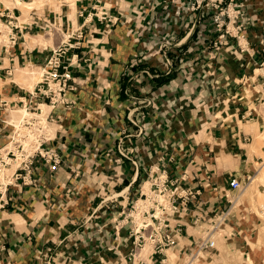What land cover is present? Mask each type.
Masks as SVG:
<instances>
[{"label": "crops", "instance_id": "1", "mask_svg": "<svg viewBox=\"0 0 264 264\" xmlns=\"http://www.w3.org/2000/svg\"><path fill=\"white\" fill-rule=\"evenodd\" d=\"M234 1L250 18L243 52L232 38L216 49L217 34L199 12L175 20L174 0H75L64 10L0 0V16L9 10L18 21L15 45L0 41V146L21 117L15 108L29 113L38 105L44 148L60 159L52 167L37 156L25 184L12 180V200L0 209V264H181L183 255L186 264L218 217L212 238L223 234L218 248L202 251L206 257L250 249L260 219L246 187L234 191L228 182L244 183L264 164V0ZM21 4L31 11L22 14ZM43 21H54V36L37 31ZM7 22L0 17L2 34ZM76 31L83 38L66 61L77 55L66 95L72 104L53 110L22 76ZM162 172L199 195L170 218L182 233L162 252L165 262L148 247L131 262L128 212Z\"/></svg>", "mask_w": 264, "mask_h": 264}, {"label": "built area", "instance_id": "2", "mask_svg": "<svg viewBox=\"0 0 264 264\" xmlns=\"http://www.w3.org/2000/svg\"><path fill=\"white\" fill-rule=\"evenodd\" d=\"M175 4L178 7L174 11V19L181 17L184 12H199L200 17L205 16L204 13H209L211 30L217 34V41L213 46L217 47L231 46L229 39H235L238 49L243 52L247 48L248 42L243 35L244 29L250 24V18L243 11L242 4L236 3L234 0H191L184 7L177 0ZM7 13L1 14V18L8 19L6 23L7 32L5 33L7 48L13 47L17 41L13 30L18 28L17 18ZM172 18V17H171ZM170 18V19H171ZM101 20L106 19V15H101ZM173 19L171 20V22ZM170 22V24H171ZM75 33V34H74ZM68 36L67 40L52 50L50 57L43 68L41 79L37 82L36 93L46 95L43 85L46 84L49 88L51 83L57 91L58 98L53 100L51 98L50 106L53 110L60 106H67L72 104V100L67 98V92L71 90L69 81L72 79L69 68L72 59L77 58L73 55L69 62H66V56L71 49H78L83 38L81 31H76ZM76 38V42L72 43L71 39ZM264 52V49L262 50ZM264 66V62L261 64ZM39 98V97H38ZM60 100V102H59ZM262 103H264V92L261 96ZM38 114H42V110L38 108ZM28 108V107H27ZM36 115V114H35ZM18 124V130L15 126L12 127V136H5V143L0 146V209H3L12 198H7L6 193L12 180H21L23 184L26 183L31 173V165L33 159L37 156L46 158L52 162V167L60 163L57 152L53 149L44 148L47 141L46 119L43 123L39 118H22ZM35 130V131H34ZM33 134L35 137L32 140L26 135V132ZM246 141H248L246 139ZM264 150V138H263ZM15 165L12 173L9 175L7 170ZM250 177H247L245 182L232 178L228 182L231 190L241 192ZM199 195V190L182 187L178 182L171 181L162 172L160 175L151 179L150 182L144 185L140 190V195L137 200L133 202L128 212V223L130 224L129 235L132 238L133 249L129 254V260L134 262L140 257V254L147 247L154 253L162 254L164 250H168L176 245V237L182 233V228L178 224L173 226L170 223V218H173L180 212L181 209L186 208L189 203L196 201ZM220 217L216 222L209 223L205 239H201L196 245V249L206 251L214 249V241L212 238L216 229L219 228L218 223ZM191 251L189 254H192ZM164 256V255H163ZM185 255H183L182 263L184 264ZM166 257L162 259L165 262ZM139 260H137L138 262Z\"/></svg>", "mask_w": 264, "mask_h": 264}, {"label": "rangeland", "instance_id": "3", "mask_svg": "<svg viewBox=\"0 0 264 264\" xmlns=\"http://www.w3.org/2000/svg\"><path fill=\"white\" fill-rule=\"evenodd\" d=\"M75 0H24V2L26 3H34L32 6V10H35L43 5H48L50 4L51 6L56 5L57 7L59 6V9H63L65 4H69L72 5L74 4ZM191 1V0H189ZM208 1V0H206ZM6 5L8 7H11L12 3L10 1H5ZM16 3H18V1H15ZM17 6V5H16ZM20 9V12L22 14H27L31 11L30 6L28 5H24L21 4L19 6H17ZM64 10V9H63ZM207 13V11L205 12ZM205 16L200 17V19H205V21H209L210 20V16L209 13L205 14ZM23 20V19H22ZM200 20V21H201ZM44 23L42 24V28H38L37 31H41L43 33L48 32V37L49 35L54 36V32H56V29L51 26L54 24V21L51 22V25L48 24V22L43 21ZM208 24V23H207ZM207 26V25H205ZM200 32L202 34L199 33V35H202L200 37L204 36V30L203 28H199ZM33 33H36V31H32ZM71 34V33H70ZM70 34L68 36H70ZM68 38V37H67ZM66 38V40H67ZM72 40V39H71ZM64 43V41L59 44L58 46H62V44ZM56 46V47H58ZM68 56V55H67ZM67 56H66V61H67ZM43 68H34V67H29L27 70V76H22L24 80H27V85L29 88H31L33 85L37 84V82L41 79V75L43 74ZM260 68L262 69L261 73L264 74V66H260ZM21 74V72L19 73ZM21 76V75H20ZM43 89L46 91V95L40 94L39 97L41 100V103L50 104V99L53 98V100H56L58 98L57 96V91L54 90L55 87L50 83L49 84V88L47 87L46 84L43 85ZM60 102V100H59ZM29 104H27L28 107ZM31 108L29 109V111L27 112H31V113H37L39 112V110H37V106L36 105H29ZM41 107V106H40ZM20 108H22V106H20ZM28 109V108H27ZM48 108H46L47 110ZM42 110V114L39 115L37 118H39L43 123H45L44 118L42 115H44L45 111L44 108H41ZM15 115L16 114H20L21 117L19 118V120L14 123L15 127L18 130V124L20 121H22L21 119L24 118H32V115H30L29 113H26V111L24 109H19V108H15ZM12 131V128H11ZM9 130V132H6V136L9 135H13L12 132ZM35 131V130H34ZM33 131V132H34ZM46 132V130H45ZM27 133V137L29 138L27 140V142H29V140H32L35 136V134L37 133H30V132H26ZM34 134V135H33ZM263 137V135H262ZM263 146V144H262ZM262 157L264 159V154H262ZM14 164L12 166V169L10 168L9 170L6 171L7 174H10L13 169L15 168ZM258 170L257 172L252 176V178L250 179V183H247L246 185V193L244 194V196H249L250 201L248 203V206L250 207V210L255 213L257 215V217L260 219L259 220V225H260V232H259V236L258 238L250 245V249L244 254L241 255L240 253H234L232 254L231 252L228 253L227 255L225 253H221L219 256H213L211 259L207 258L206 255L203 252H199L196 251L194 255H192L190 258L187 259V262L189 259H191V261L194 260L193 264H264V164L257 166ZM243 193V192H242ZM209 225V224H208ZM222 232L217 235H215L212 239L215 241V249L218 248V242H219V238L220 235L222 236ZM196 259V260H195ZM186 262V263H187Z\"/></svg>", "mask_w": 264, "mask_h": 264}, {"label": "bare ground", "instance_id": "4", "mask_svg": "<svg viewBox=\"0 0 264 264\" xmlns=\"http://www.w3.org/2000/svg\"><path fill=\"white\" fill-rule=\"evenodd\" d=\"M2 40H6V36H5V34H2V32H0V41H2ZM249 183H250V181H249ZM245 187H246V185L244 186V188L242 189V191L245 189ZM214 248H215V241H214ZM196 251L202 252V250H198V249H196ZM191 263H192V261L190 260L186 264H191Z\"/></svg>", "mask_w": 264, "mask_h": 264}]
</instances>
